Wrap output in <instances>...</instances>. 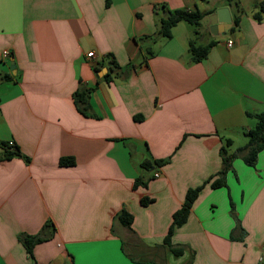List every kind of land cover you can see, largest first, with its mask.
<instances>
[{"label":"crops","instance_id":"obj_1","mask_svg":"<svg viewBox=\"0 0 264 264\" xmlns=\"http://www.w3.org/2000/svg\"><path fill=\"white\" fill-rule=\"evenodd\" d=\"M236 1L0 0V159L18 153L0 160V264H264V148L209 185L264 113V0ZM176 10L204 14L197 36L185 22L158 35ZM190 40L213 42L198 63ZM27 237L42 239L31 254Z\"/></svg>","mask_w":264,"mask_h":264},{"label":"trees","instance_id":"obj_2","mask_svg":"<svg viewBox=\"0 0 264 264\" xmlns=\"http://www.w3.org/2000/svg\"><path fill=\"white\" fill-rule=\"evenodd\" d=\"M227 1L229 3L233 2L235 5H237L236 0H227ZM258 7L261 12H264V1L260 2ZM203 16L204 14L200 13L197 10L190 12L184 10L167 12V15L160 19L158 35L163 38H170V31L172 27H174L179 22H185L192 25L195 28L194 35L197 36L198 27L200 26V21L202 20ZM254 18L257 21L260 20L258 14H255ZM234 25L235 26L237 25V20H234ZM212 44L213 42H210L207 45L199 46L195 44L194 40H190L188 43V48L191 54L192 62L198 63L202 59H204ZM87 97L88 96L86 91L79 92L74 95V104L80 111H83L82 108L87 102ZM247 116L253 118L255 121L254 126L245 133L247 142L245 143L244 146L236 149L233 153L230 154L226 152L225 148L221 149L220 152L222 158V170L220 172L221 176L218 179H215L209 183L210 188L212 189L219 188L224 185L223 175L227 170L231 168V163L237 155L244 154L243 155L244 163L250 167H254L257 161L258 153L264 148V113H248ZM4 147L7 146L5 145ZM16 155H18L17 152L8 151V149H6L4 155L2 156V159L0 160H7ZM60 164L72 165L73 160L71 158H64L61 159ZM142 165L144 166V163H142ZM208 182L209 181H207L206 183ZM137 185L144 186L145 183L142 182L141 180L136 179L135 186ZM202 188L203 186L197 187L195 189H190L187 191L183 206L181 207L180 210H178L172 215V223L168 228L167 234L163 238L164 245L170 246V237L173 234L174 229L185 222L190 207L197 198ZM150 201L151 199L143 198L141 200V204L147 205ZM118 220L123 226L129 228L132 223V216L127 212L122 211L118 215ZM41 241L42 239L40 238L27 237L24 238L23 245L26 248L27 252L31 254V248L33 247V245ZM171 251L173 253H177V251H175L174 249H171Z\"/></svg>","mask_w":264,"mask_h":264},{"label":"water","instance_id":"obj_3","mask_svg":"<svg viewBox=\"0 0 264 264\" xmlns=\"http://www.w3.org/2000/svg\"><path fill=\"white\" fill-rule=\"evenodd\" d=\"M231 27V17L228 8L222 7L215 11L213 15L210 16V28L209 32L212 35H217L219 33H224Z\"/></svg>","mask_w":264,"mask_h":264},{"label":"rangeland","instance_id":"obj_4","mask_svg":"<svg viewBox=\"0 0 264 264\" xmlns=\"http://www.w3.org/2000/svg\"><path fill=\"white\" fill-rule=\"evenodd\" d=\"M194 37H195V35H194ZM254 123H255V121H254ZM233 142H234V145H233L234 147L243 146L247 142V138H246V136L242 135L241 137L239 136V137L233 138Z\"/></svg>","mask_w":264,"mask_h":264},{"label":"built area","instance_id":"obj_5","mask_svg":"<svg viewBox=\"0 0 264 264\" xmlns=\"http://www.w3.org/2000/svg\"><path fill=\"white\" fill-rule=\"evenodd\" d=\"M227 46H228V47L231 46V42H230V41L227 42ZM6 55H7V51H3V56H6ZM87 57H88V58H91V57H93V54H92V53H88V54H87ZM11 145H12V143L9 142V143H8V146H11ZM154 176L157 177L158 174H155Z\"/></svg>","mask_w":264,"mask_h":264}]
</instances>
